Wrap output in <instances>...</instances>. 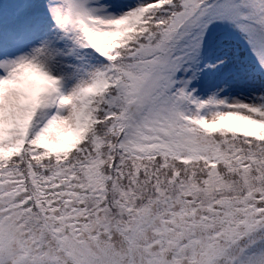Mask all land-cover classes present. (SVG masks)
<instances>
[{"label": "snow or ice", "instance_id": "6c2138e0", "mask_svg": "<svg viewBox=\"0 0 264 264\" xmlns=\"http://www.w3.org/2000/svg\"><path fill=\"white\" fill-rule=\"evenodd\" d=\"M0 264H264V0H0Z\"/></svg>", "mask_w": 264, "mask_h": 264}]
</instances>
